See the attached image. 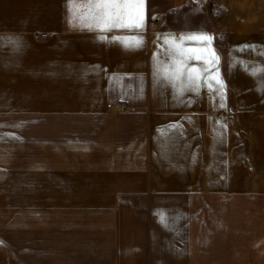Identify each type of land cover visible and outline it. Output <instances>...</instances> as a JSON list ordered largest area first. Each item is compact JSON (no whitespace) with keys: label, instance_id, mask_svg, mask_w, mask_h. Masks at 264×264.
<instances>
[{"label":"crops","instance_id":"1","mask_svg":"<svg viewBox=\"0 0 264 264\" xmlns=\"http://www.w3.org/2000/svg\"><path fill=\"white\" fill-rule=\"evenodd\" d=\"M82 2L0 0V264H264V0H143L103 33ZM194 33L209 75L178 94L156 64Z\"/></svg>","mask_w":264,"mask_h":264},{"label":"snow or ice","instance_id":"2","mask_svg":"<svg viewBox=\"0 0 264 264\" xmlns=\"http://www.w3.org/2000/svg\"><path fill=\"white\" fill-rule=\"evenodd\" d=\"M142 3L143 0H83L82 3L74 6L73 14L78 18L81 27L88 30L103 33L113 29H136L142 28L143 22L133 20L129 9L133 6L139 7ZM136 20H139L138 14ZM100 39L106 40L107 37L101 36ZM211 39L212 37L205 33L188 34L179 39L176 37L166 38L165 43L169 45L168 56L171 59V64H162L158 61L156 75L177 88L178 94H183L186 91L197 93L201 88L203 78L209 75V72L207 68L198 70L189 64L190 60H198L199 57L192 49L185 50L181 42L194 40L208 43ZM112 41L121 43L129 50L138 48L142 43L140 37H112ZM259 70L264 71V69ZM177 85L179 86L177 87ZM222 88L223 84L220 83V88L217 91ZM223 106L221 104V107Z\"/></svg>","mask_w":264,"mask_h":264},{"label":"built area","instance_id":"3","mask_svg":"<svg viewBox=\"0 0 264 264\" xmlns=\"http://www.w3.org/2000/svg\"><path fill=\"white\" fill-rule=\"evenodd\" d=\"M48 35L46 33H35V38L39 41L46 39Z\"/></svg>","mask_w":264,"mask_h":264},{"label":"rangeland","instance_id":"4","mask_svg":"<svg viewBox=\"0 0 264 264\" xmlns=\"http://www.w3.org/2000/svg\"><path fill=\"white\" fill-rule=\"evenodd\" d=\"M204 125L202 124H198V129H197V132L198 133H201V132H204ZM201 140L199 139V144H200Z\"/></svg>","mask_w":264,"mask_h":264}]
</instances>
